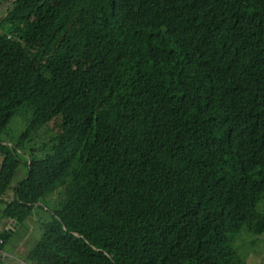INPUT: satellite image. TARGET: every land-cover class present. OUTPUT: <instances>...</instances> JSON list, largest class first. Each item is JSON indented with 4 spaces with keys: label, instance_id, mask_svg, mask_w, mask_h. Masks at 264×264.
I'll return each instance as SVG.
<instances>
[{
    "label": "trees",
    "instance_id": "obj_1",
    "mask_svg": "<svg viewBox=\"0 0 264 264\" xmlns=\"http://www.w3.org/2000/svg\"><path fill=\"white\" fill-rule=\"evenodd\" d=\"M0 14L1 224L49 216L30 263L248 264L235 241L264 235V0H0Z\"/></svg>",
    "mask_w": 264,
    "mask_h": 264
},
{
    "label": "rangeland",
    "instance_id": "obj_2",
    "mask_svg": "<svg viewBox=\"0 0 264 264\" xmlns=\"http://www.w3.org/2000/svg\"><path fill=\"white\" fill-rule=\"evenodd\" d=\"M2 17L3 16L0 14V19ZM30 119H31V112L29 110H25L21 114L16 116L8 128L7 137H9L12 140H17L21 132L26 129ZM32 144L36 145L39 151L42 150V147L40 145V140H38L37 138H35L34 141H32ZM27 149L30 148L28 147ZM39 155L41 154L39 153ZM25 158L27 159V156ZM25 175H26V169L22 166V168H20V173L16 177L14 185L17 184L18 181H21ZM61 193H62V189H59L58 192L52 194L46 200H44L43 204L51 209L59 208ZM11 197L12 194L10 192L8 194V198ZM258 211L264 213V196L262 201L258 205ZM1 212H2V208L0 207V218H1ZM43 212L46 214V212L43 211L42 209L41 210L37 209L36 213L31 217L32 222L28 225V227L23 226L19 229L17 233L12 234V238L8 242L7 246L4 248L3 252H7L10 254L11 253L10 249L12 247H15V250H17L18 252V256L8 258V255L1 252L0 261L3 262V264H31L30 263L31 261L28 259V252H30L34 244L39 240L41 236L42 228L41 225L36 222V219L37 220L40 219V216L44 215ZM46 215L49 219L48 214ZM31 229L32 231H30ZM235 245L237 246L240 255L246 260L248 264H264V235L256 237L243 231L241 237L236 239ZM3 256H5L6 258H3Z\"/></svg>",
    "mask_w": 264,
    "mask_h": 264
},
{
    "label": "crops",
    "instance_id": "obj_3",
    "mask_svg": "<svg viewBox=\"0 0 264 264\" xmlns=\"http://www.w3.org/2000/svg\"><path fill=\"white\" fill-rule=\"evenodd\" d=\"M44 213V212H43ZM48 219V217H47V215L44 213V215H42V216H40V219H36V222L37 223H39L40 225H42V223L45 221V220H47ZM2 222V219L0 218V223ZM32 222V218L30 217L28 220H27V222H26V224H25V226L24 227H28V225L30 224ZM13 224V223H12ZM21 228V226H19V225H14L13 224V226L11 225V224H9L8 226H5L4 224H0V233L1 232H3L4 230H7V229H11V233H13L14 232V234L15 233H17L18 231H19V229ZM28 229V228H27ZM30 231H32V229L30 230ZM28 232H29V230H28ZM27 232V233H28ZM27 236V235H26ZM7 246V245H6ZM11 253L9 254V253H7V252H3L4 254H6V255H8V258H12V257H17L18 256V252H17V250H15V247H12L11 249ZM28 254H29V252H28ZM9 261V260H8ZM10 262V261H9Z\"/></svg>",
    "mask_w": 264,
    "mask_h": 264
},
{
    "label": "built area",
    "instance_id": "obj_4",
    "mask_svg": "<svg viewBox=\"0 0 264 264\" xmlns=\"http://www.w3.org/2000/svg\"><path fill=\"white\" fill-rule=\"evenodd\" d=\"M0 243H3L2 240L0 239ZM1 253V252H0ZM3 258H6L5 256H3Z\"/></svg>",
    "mask_w": 264,
    "mask_h": 264
},
{
    "label": "water",
    "instance_id": "obj_5",
    "mask_svg": "<svg viewBox=\"0 0 264 264\" xmlns=\"http://www.w3.org/2000/svg\"><path fill=\"white\" fill-rule=\"evenodd\" d=\"M14 224V223H13ZM13 224L11 223V225L13 226ZM18 225V224H17ZM12 232V231H11Z\"/></svg>",
    "mask_w": 264,
    "mask_h": 264
}]
</instances>
